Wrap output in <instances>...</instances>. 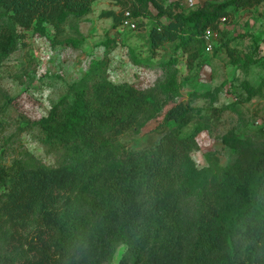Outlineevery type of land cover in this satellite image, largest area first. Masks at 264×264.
I'll return each mask as SVG.
<instances>
[{"label": "trees", "instance_id": "obj_1", "mask_svg": "<svg viewBox=\"0 0 264 264\" xmlns=\"http://www.w3.org/2000/svg\"><path fill=\"white\" fill-rule=\"evenodd\" d=\"M92 1L0 0V62L22 42V30L57 29L67 14L88 13ZM128 1L134 22L154 9L149 50L171 43L188 64L203 49V29H217L229 8L264 4L205 0L183 11L159 0ZM122 10L103 11L112 28ZM106 65L91 58L67 92L30 121L45 152L55 154L51 164L25 150L7 163L0 156V264H106L117 242L125 248L116 264H264V136L259 148L223 166L198 168L191 152L202 126L185 129L192 107L173 100V73L155 99L131 82L111 81ZM168 102L156 125L164 130L151 144L131 149L117 141Z\"/></svg>", "mask_w": 264, "mask_h": 264}, {"label": "rangeland", "instance_id": "obj_2", "mask_svg": "<svg viewBox=\"0 0 264 264\" xmlns=\"http://www.w3.org/2000/svg\"><path fill=\"white\" fill-rule=\"evenodd\" d=\"M164 5L187 11L205 0H159ZM223 1V0H213ZM128 0H94L90 11L58 22L57 29L44 23L39 34L32 26L22 30V42L0 62V156L4 163L27 151L35 162L51 164L53 152H45L34 121L49 105L67 92L66 85L78 80L91 58H105L106 72L113 82L127 81L163 98L162 83L173 73L178 93L174 101L192 107V120L185 129L200 124L191 152L194 165L223 166L251 149L259 148L264 136V4L229 8V17L217 25L210 52L199 49L191 63L187 53L163 43L149 50L148 28L154 9L134 17L135 28L111 27L103 11H120ZM166 18L162 17L161 21ZM6 22L0 17V24ZM229 47L231 55L225 50ZM234 59L235 62H231ZM140 128L126 131L117 141L136 149L151 144L164 130L156 127L163 111ZM229 104V106L224 107ZM167 122L165 127H171ZM117 242L106 264H116L124 251Z\"/></svg>", "mask_w": 264, "mask_h": 264}, {"label": "built area", "instance_id": "obj_3", "mask_svg": "<svg viewBox=\"0 0 264 264\" xmlns=\"http://www.w3.org/2000/svg\"><path fill=\"white\" fill-rule=\"evenodd\" d=\"M223 20V17L220 18V21ZM120 27H125L128 29H134L135 28V23L132 20L130 13L128 9H123L122 10V15L120 18ZM217 37V29L211 28V27H205L202 32V39H203V51L205 52H210L213 46L214 41L216 40Z\"/></svg>", "mask_w": 264, "mask_h": 264}]
</instances>
